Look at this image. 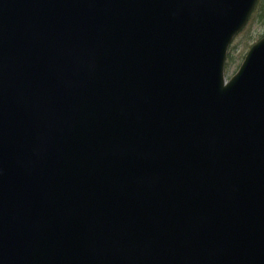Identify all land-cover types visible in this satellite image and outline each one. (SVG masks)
<instances>
[{
  "label": "water",
  "instance_id": "95a60500",
  "mask_svg": "<svg viewBox=\"0 0 264 264\" xmlns=\"http://www.w3.org/2000/svg\"><path fill=\"white\" fill-rule=\"evenodd\" d=\"M257 0H0V264H264Z\"/></svg>",
  "mask_w": 264,
  "mask_h": 264
},
{
  "label": "rangeland",
  "instance_id": "374dc122",
  "mask_svg": "<svg viewBox=\"0 0 264 264\" xmlns=\"http://www.w3.org/2000/svg\"><path fill=\"white\" fill-rule=\"evenodd\" d=\"M264 36V0L258 4L247 26L229 48L225 75L229 80L240 68L250 48Z\"/></svg>",
  "mask_w": 264,
  "mask_h": 264
}]
</instances>
